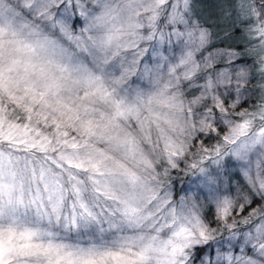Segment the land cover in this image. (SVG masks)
<instances>
[{"label":"snow or ice","instance_id":"obj_1","mask_svg":"<svg viewBox=\"0 0 264 264\" xmlns=\"http://www.w3.org/2000/svg\"><path fill=\"white\" fill-rule=\"evenodd\" d=\"M200 4L0 0V264H264V0Z\"/></svg>","mask_w":264,"mask_h":264},{"label":"trees","instance_id":"obj_2","mask_svg":"<svg viewBox=\"0 0 264 264\" xmlns=\"http://www.w3.org/2000/svg\"><path fill=\"white\" fill-rule=\"evenodd\" d=\"M214 2L215 0H205V1H201V4H200V8L202 11H204L206 14L207 13H210L211 11L214 10ZM220 23L222 25H226L227 21L225 20H221ZM221 40L225 39V36H224V33L221 31V37H220ZM219 43V41H218ZM187 182V178H183L180 180V183H179V186L180 187H184L185 186V183Z\"/></svg>","mask_w":264,"mask_h":264},{"label":"rangeland","instance_id":"obj_3","mask_svg":"<svg viewBox=\"0 0 264 264\" xmlns=\"http://www.w3.org/2000/svg\"><path fill=\"white\" fill-rule=\"evenodd\" d=\"M201 1H205V0H201Z\"/></svg>","mask_w":264,"mask_h":264}]
</instances>
